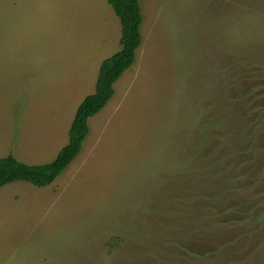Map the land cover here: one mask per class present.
I'll return each instance as SVG.
<instances>
[{"label":"rangeland","instance_id":"1","mask_svg":"<svg viewBox=\"0 0 264 264\" xmlns=\"http://www.w3.org/2000/svg\"><path fill=\"white\" fill-rule=\"evenodd\" d=\"M139 2L80 153L0 188V264H264V0ZM120 35L106 0H0V158L53 161Z\"/></svg>","mask_w":264,"mask_h":264},{"label":"trees","instance_id":"2","mask_svg":"<svg viewBox=\"0 0 264 264\" xmlns=\"http://www.w3.org/2000/svg\"><path fill=\"white\" fill-rule=\"evenodd\" d=\"M120 24V50L104 59L98 68L94 91L76 108L67 132V144L47 164L28 165L12 156L0 158V188L14 182H25L37 188L51 185L80 153L88 135V119L97 115L114 94L113 85L135 61L141 44V8L139 0H106Z\"/></svg>","mask_w":264,"mask_h":264},{"label":"crops","instance_id":"3","mask_svg":"<svg viewBox=\"0 0 264 264\" xmlns=\"http://www.w3.org/2000/svg\"><path fill=\"white\" fill-rule=\"evenodd\" d=\"M92 94V93H91ZM90 95V94H89ZM86 97V96H85ZM45 139V143H46V146H45V150L44 152L47 151L48 149V142H49V135H48V130L46 129V132H45V135L41 134L40 138L37 140L38 144L40 145L41 149L43 147V141ZM60 150V149H59ZM58 150V151H59ZM57 151V153H58ZM56 153V154H57ZM41 154V153H40ZM39 155H36L35 157L37 158ZM56 156V155H55ZM55 158V157H54ZM54 160V159H53ZM42 163H29L28 165H40ZM43 164H46V163H43ZM14 183H18V185H14V186H23L24 184H28V183H25V182H14ZM14 183H11V184H14ZM30 185V184H29ZM52 185V184H51ZM35 187V186H34ZM37 188V187H36ZM44 188V187H43Z\"/></svg>","mask_w":264,"mask_h":264}]
</instances>
